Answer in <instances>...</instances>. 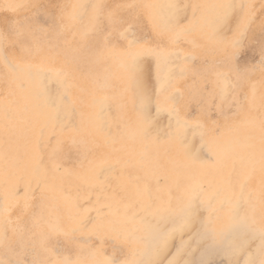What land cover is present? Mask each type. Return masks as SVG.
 <instances>
[{
  "label": "rangeland",
  "instance_id": "1",
  "mask_svg": "<svg viewBox=\"0 0 264 264\" xmlns=\"http://www.w3.org/2000/svg\"><path fill=\"white\" fill-rule=\"evenodd\" d=\"M65 258L264 262V0H0V264Z\"/></svg>",
  "mask_w": 264,
  "mask_h": 264
},
{
  "label": "snow or ice",
  "instance_id": "2",
  "mask_svg": "<svg viewBox=\"0 0 264 264\" xmlns=\"http://www.w3.org/2000/svg\"><path fill=\"white\" fill-rule=\"evenodd\" d=\"M4 7H15V5H4ZM111 23L114 25L116 30L119 33V37L123 40V44L119 47L113 46L109 48L107 45L105 46L104 52L100 53V55H104L107 53L121 55L127 58L128 61V69L131 76V79L134 84L140 86L144 90L143 94V103L147 102L149 99L147 95L148 86V71L149 65L148 61L149 58L156 55V49L152 48L146 41V38L139 37L135 31H130V27L132 22L129 21L127 25L121 22V18L119 16H113L110 18ZM22 28H17L14 36L8 35L3 36L2 38L12 39L16 38L19 39L22 35ZM212 40L220 45H229L237 46L238 41L235 38L229 39L228 37H220V36H212ZM167 102H163L166 105ZM158 108L161 107L162 102L160 100L157 101ZM179 123V121H178ZM107 225L102 220H89L85 223L83 220H76L73 222L71 227L73 229H86L89 227L93 228H105ZM60 225L52 226L53 231L60 230ZM57 264H77L70 259H63L58 261ZM84 264H117V262L113 260H108L104 262H84ZM171 264V262H170ZM264 264V262H262Z\"/></svg>",
  "mask_w": 264,
  "mask_h": 264
},
{
  "label": "bare ground",
  "instance_id": "3",
  "mask_svg": "<svg viewBox=\"0 0 264 264\" xmlns=\"http://www.w3.org/2000/svg\"><path fill=\"white\" fill-rule=\"evenodd\" d=\"M110 1V0H109ZM107 4V3H106ZM256 14V13H255ZM259 14V13H258ZM256 16V15H255ZM180 45V44H179ZM111 48V47H110ZM166 56V55H165ZM10 58V57H9ZM8 59V58H7ZM9 61V63L11 64V65H14L13 63H12V61L14 60L13 59V57L12 58H10V59H8ZM20 65H17V67H19ZM55 66H58V67H60V68H63L65 65H63V62H61V64L60 65H55ZM13 68H16V66H12ZM62 70H64V69H62ZM9 80V79H8ZM3 83H5V82H3ZM7 83V82H6ZM129 89V88H128ZM125 91V90H124ZM127 91V90H126ZM127 93V92H126ZM129 106V105H128ZM32 110H33V108H32ZM143 115V114H142ZM181 115V114H180ZM184 118V117H183ZM188 120V119H187ZM252 171H254V170H252ZM257 171V170H256ZM7 206V204H5V207ZM7 208V207H6Z\"/></svg>",
  "mask_w": 264,
  "mask_h": 264
},
{
  "label": "crops",
  "instance_id": "4",
  "mask_svg": "<svg viewBox=\"0 0 264 264\" xmlns=\"http://www.w3.org/2000/svg\"><path fill=\"white\" fill-rule=\"evenodd\" d=\"M66 66V64H64Z\"/></svg>",
  "mask_w": 264,
  "mask_h": 264
}]
</instances>
